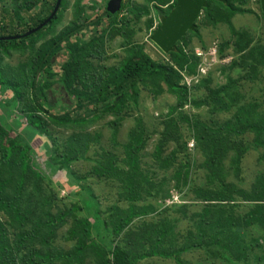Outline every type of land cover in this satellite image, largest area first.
I'll return each instance as SVG.
<instances>
[{
	"label": "trees",
	"instance_id": "obj_1",
	"mask_svg": "<svg viewBox=\"0 0 264 264\" xmlns=\"http://www.w3.org/2000/svg\"><path fill=\"white\" fill-rule=\"evenodd\" d=\"M179 1L181 0H143L142 6L155 3L158 6L154 7L155 10L165 13L175 8ZM216 1L218 8L210 5L209 1L204 2L205 5L202 4L203 8L205 7L203 25H225L232 37H238L239 34L235 32L231 21L236 15L245 13L236 7L237 4L247 5L249 0ZM55 2L56 0L51 4L46 3L43 6L45 10L27 16V24L24 22L21 24L23 20L20 13L29 15L42 3L41 0H23L20 13L13 15L19 24L18 30L14 28L12 21L0 23V39L18 38L0 40V87L12 93V105L21 101L22 107L18 110L26 119L25 131L12 139L9 136L10 131L0 122V264H73L72 262L82 264L88 259L89 254H94L96 264H136L135 258L122 250L118 244L113 247L112 242L108 244L101 242L100 247L94 245L90 240L91 224L88 218L95 219V230L106 233V238L109 236L117 238L128 228L133 219L145 218L153 211L156 213L154 209L149 210L150 207L141 208L137 204L141 188L150 184L143 178L137 166L138 155L144 145L143 139L139 135L134 137L133 133H130V140L123 148L125 161L120 162L123 167H119L117 163L106 170L102 166L103 171L92 169L94 176L113 175L122 184L125 201L128 204L127 209L123 211L121 208L115 209V206H111L113 216H110V222H107L103 216L97 217L98 204L97 201L93 202L94 195L83 198L88 204L83 207L84 209L80 208L81 211L78 210L77 205L71 206L72 209L74 208L76 219L72 217L75 227L69 234L76 239L73 249L65 253L62 249L53 247L50 249L48 240L55 231H58L60 221H63L66 214H62L60 209L57 216L53 213L56 209V195L48 189L49 186L42 184L44 179L32 161L29 143L23 135L38 133L49 136L51 142L55 144L56 140L51 138L54 130H48L49 128L74 130V134L68 137L61 147L62 151H57L56 157H53L55 165L58 164L64 171H68L71 164L87 160V145L98 141L97 135L88 132L87 123L107 114L118 117L126 105L134 106L142 91L149 92L154 97L166 93L175 98V105L164 116L162 122L164 129H171L176 134L180 129V119L183 120L195 140L197 149L201 147L203 164L210 163L211 171H206L207 176H216L219 180L215 184L216 190L194 191L195 198L203 204L198 215L188 216L184 208L183 212L178 210L182 219L188 220L195 226L194 231L199 230V232L197 236L189 237L187 245L177 247L176 253L189 251L192 244L198 241V246L202 248L206 245L215 246L213 251H208V254L212 252L210 255L212 260L222 259L226 264H246L248 256H253L257 262L264 260V257H258L256 254V251L261 250L259 244H264V171L257 173L247 189L243 187L244 179L240 178L241 171L238 168L234 171H223V157L227 152V145L232 148L237 147V143L228 139L229 136L241 138L252 135L253 144L262 150L264 162V116L255 113L254 104L248 105L247 108L244 104L236 107L228 122L215 124V127L201 123L195 117L182 116L185 106L209 109L214 103L225 104L224 99H230L235 103L230 91H235L240 80H250L253 76L246 72V75L237 81L227 77L224 86L212 89L210 73L189 89L185 86L183 77L194 76L197 67L193 52L187 51L186 48L191 38L198 37L199 27L195 22L199 14L191 24L185 25L184 29L183 25L177 28L184 35L178 41L173 37V43L168 47H164V37L168 32L161 38L157 37V33L150 34V42L158 45L167 55L166 63L152 61L142 47L131 43L132 36H135L131 25L149 14L147 8L138 10L132 3L126 5L124 3L122 11L114 16L106 13L104 9L100 17L91 20L87 17L81 18L84 12L79 8L81 0H77L76 11L69 25L45 40L44 33L60 21L58 15L65 9V0H61L60 9L53 20L38 32L24 37L26 33L46 21L52 13ZM258 4L264 23L263 3L259 0ZM89 9L93 13L99 10L95 6H90ZM124 12L129 16H123ZM162 16L158 18L161 19ZM165 20L166 18L161 19V24ZM152 25L151 19L146 20L147 31L154 29ZM90 28L95 30L90 39L87 41L78 39ZM241 35L244 39L243 43L233 51L241 56V64L232 61L228 65L219 66L217 70L222 75L237 67H241L243 73L246 70L254 73L264 65V49L251 50L252 42L244 36L245 34ZM115 38L124 40L120 49L125 57L119 65L115 69L93 66L91 62H102L101 54L107 41ZM39 41L41 44L38 45ZM226 46L228 44H221L216 48L218 59L228 56L225 52ZM206 48L202 51H206L208 49ZM60 54L65 59L60 66V73H55L52 68ZM14 56L23 57L24 63L15 67L3 66L5 59H12ZM202 89L207 93L194 100L193 96ZM185 145L186 143L182 144V152L186 150ZM162 149L163 147H157L154 151L153 159L156 162L162 155ZM175 154V152L171 153L170 160L175 158ZM241 155L240 153L236 155L235 166L239 165ZM96 157H100L101 160L105 154L101 150ZM168 159L165 158L164 163L169 166L171 163ZM93 162L99 164L98 159ZM184 166L180 167L182 171L177 169L175 171L176 189L180 182L186 184L189 179L190 171ZM74 179L77 184L85 178L74 175ZM77 187L82 191L79 184ZM68 214L72 213L68 212ZM77 214L84 215L85 220H79ZM156 217L159 219L157 213ZM177 222L178 220L164 219L159 225L162 230L158 227L152 228L151 236L156 240L154 241L156 248L160 247L161 240L166 241L171 237ZM143 227L146 225L140 226L138 231L143 230ZM124 232L127 237L134 234L131 229ZM152 254L166 258L175 253L164 250Z\"/></svg>",
	"mask_w": 264,
	"mask_h": 264
},
{
	"label": "rangeland",
	"instance_id": "obj_2",
	"mask_svg": "<svg viewBox=\"0 0 264 264\" xmlns=\"http://www.w3.org/2000/svg\"><path fill=\"white\" fill-rule=\"evenodd\" d=\"M42 3L34 11L30 12L29 15H22L20 13V8L22 7L23 0H0V23L12 21L14 28L18 30L17 21L14 19V13H20L23 22L27 24V16H32L37 14L40 10H45L43 6L46 3L50 4L53 0H41ZM77 0H65V9L59 13L60 21L47 30L44 33L45 40L50 39L53 34H57L63 28L69 25L73 19V14H75L76 7L75 3ZM143 0H125V5L128 3L134 4L138 10L148 9L149 14L147 17H143L141 21L133 23L131 25L132 30L135 32V36L131 38V43L142 47L145 54L150 57L154 62H165L167 61V55L160 49L158 45L154 42H150L149 36L152 30L149 32L146 30L145 22L146 20H152L154 31L152 34L157 33V37H164V47H168L173 43V37L177 41L184 35L180 29L172 30L174 25V16L179 6H177L168 12L163 13L162 11L155 10V3L144 4L142 6ZM210 5L218 8L216 0H204ZM259 0H249L247 5L237 4V8L243 10L245 13L242 15H236L231 24L238 37H232L229 33L228 28L225 25L217 24L216 26H204L202 20L204 18L205 7L201 6L199 15L197 18L196 25H198V37H193L188 43L186 48L187 51L194 52L195 50L202 51L204 48L215 49L221 44H228L225 52L228 56L224 58L230 59L231 61H237L240 63V55L233 52L242 43V35L248 37V40L252 42L250 45L251 50L264 49V23L260 16L259 11ZM109 0H81L79 8H82L83 14L81 18L87 17L94 20L96 17H100ZM147 5V6H145ZM90 6H95L99 10L96 13L90 11ZM164 9V8H163ZM164 11V10H163ZM46 12V16H47ZM161 15L162 18H166L165 22L161 24V19L158 18ZM123 16L128 17L127 12L123 13ZM128 19V18H127ZM192 23V22H191ZM191 23H184L185 25ZM105 25V23H103ZM50 27V26H49ZM172 30V31H171ZM95 30L90 28L85 31L78 39L87 41L93 35ZM188 33V32H186ZM243 36V37H244ZM185 37V36H184ZM183 37V38H184ZM124 40L122 38H115L111 41H107L105 49L101 54V63L96 61L91 62L93 66L105 67L107 69L116 68L121 60L125 57L124 52L120 49ZM41 44V41L37 43ZM258 46V47H256ZM256 47V48H255ZM206 48V49H207ZM234 53V54H230ZM63 54V53H62ZM60 54L56 60V64L53 66V72L60 73V66L64 62V56ZM224 53V55H226ZM193 56V55H192ZM197 60V59H196ZM4 65H10L12 67L18 64L24 63L23 57L14 56L12 59H5ZM242 62V61H241ZM251 62V61H250ZM241 64V63H240ZM198 65V60H197ZM220 65H215L209 69L207 75L211 73L212 83L211 88L215 89L226 84L227 77L233 81L240 80L243 76L251 74L252 79L246 81H239L240 83L235 87V91H230V96L235 98V103L231 102L230 99H224L222 105L212 104L213 107L200 109H195L192 106H185L182 110V116L187 118L195 117V119L201 121V123H206L208 125L224 124L232 118V114L236 107L242 106L247 108L248 105H255V113L260 116H264V65L259 67L257 71L246 70L244 73L241 67L234 68L232 71H228L225 75L219 73L217 68ZM232 89V87H231ZM230 89V90H231ZM204 89L199 93L194 95V100L199 99L201 96L205 95ZM243 97V98H242ZM192 99V98H191ZM193 100V99H192ZM12 93L9 90H5L4 87H0V122L5 127L6 130L10 131V139L14 138L16 135H20L22 131H25L26 119L19 113L18 109H21L22 103L11 104ZM237 103V104H236ZM248 103V104H246ZM12 105V106H11ZM175 105V98L169 94H162L160 96L154 97L149 92L142 91L138 95L134 106L126 105L124 111L118 117L110 116L107 114L101 116L92 122L87 123L88 132L92 135L98 136V141L95 143L88 144V150L86 157L87 160H81L71 164L68 171H64L60 165L56 164L53 160L55 153L57 151H62V146L68 137L74 134V130L58 128L48 130L53 131L51 138L56 140L53 144L49 136H43L38 133H27L23 135L27 140L31 150L32 161L39 173L43 177L42 184L44 186H49L48 189L56 195V209L53 213L56 214L58 209L66 214L63 217V221H60L61 225L58 227V231H55L53 236L50 237L49 248L50 249H62L65 253L72 250L74 247V240L70 231H74V211L71 206L77 205L78 210L87 206L83 198L94 195L95 201L98 204L96 209L97 217L103 216L107 222H110L109 217L113 216V211L110 210L111 206H115V209L121 208L125 211L128 207L125 201V192L123 190L122 184L114 178L113 175L107 177V175L94 176L92 169L103 171L109 167H113L118 163L119 167H123L120 162L123 163V148L127 145L130 140V133H133L134 137L139 135L143 139L144 145L141 152L138 155V170L142 172L143 178H145L147 185H143L140 190V198L137 202L138 207L146 208L150 207L149 210L153 209L159 215L156 217V213L149 214L147 217H137L132 220L128 228L134 231V234L130 237L125 236L123 231L117 238L109 236L106 238V233L95 230L96 223L94 218H88V222L91 224V242L100 247V243L108 244L112 242V247L118 244L120 248L130 256L135 258L136 264H226L222 259L212 260L208 251L212 250L215 246L205 248L198 246V241L192 244L191 249L187 252H177V247L188 244V239L191 236H197L199 230L194 231V227L188 220L182 219L178 210L183 212L184 209L188 216L192 214L198 215L200 213V204L194 196L195 190H211L215 189L218 177L207 176L206 171L209 170L210 163H204V156L201 153V147L197 149L195 140L193 136L190 135L188 127L183 120L180 119L179 132L176 134L173 130L164 129L162 122H164V116L167 114L168 110ZM223 106V107H222ZM214 108V109H213ZM211 111V112H210ZM210 112V113H209ZM180 117V116H179ZM182 118V117H181ZM216 124V125H215ZM25 133V132H24ZM163 134V135H162ZM226 135V133H223ZM228 139L237 143L236 148H232L227 145V152L223 157V171H234L236 168L241 171L240 178L244 179V188H249L253 182L257 173H262L264 171V162L262 161V150L255 147L253 144V136L247 135L241 138L228 137ZM186 143L185 151L182 152V144ZM157 147H163L161 150L162 155H160L159 161L153 159L154 151ZM231 148V150H229ZM234 149V150H233ZM103 151L105 157H96L99 151ZM52 151V154H51ZM54 151V152H53ZM175 152V158L170 160V155ZM178 153V154H177ZM240 153V163L235 166L234 162L237 158L236 155ZM169 158L168 161L171 163L169 166L165 165L164 159ZM99 160V164L93 162V160ZM114 163V164H112ZM186 165V166H184ZM102 166L104 169H102ZM181 166L187 167V171H190L189 179L182 183L180 182L179 187L176 189V169L181 170ZM216 168V167H213ZM219 171V170H215ZM74 175L77 177L85 178L80 181L81 186L80 191L77 187ZM100 178V179H99ZM183 185L185 187H183ZM66 206H64V205ZM65 207V208H63ZM180 208V209H179ZM184 208V209H183ZM71 209V210H70ZM84 209V208H83ZM106 210V211H105ZM99 211V212H98ZM68 212L72 214L69 215ZM93 212V210H92ZM120 214V213H119ZM79 215V216H78ZM79 220H85L84 215L77 214ZM97 219V218H96ZM178 220L175 225V230L173 231L171 237L166 241H160V247L156 248L154 240L151 236L153 234V227H158L161 220ZM160 220V221H159ZM159 221V223H158ZM143 230H139L140 226ZM158 229H155V231ZM107 231V230H106ZM10 232V231H9ZM138 232V233H137ZM261 245V250L256 251L258 257H264V244ZM182 246V247H183ZM53 247V248H52ZM103 250V249H102ZM168 251L175 253L170 257H160L152 254L153 252ZM82 264H96L94 260V254H89ZM73 264H79L78 262H72ZM246 264H264V260L257 262L254 260L253 256H248Z\"/></svg>",
	"mask_w": 264,
	"mask_h": 264
},
{
	"label": "water",
	"instance_id": "obj_3",
	"mask_svg": "<svg viewBox=\"0 0 264 264\" xmlns=\"http://www.w3.org/2000/svg\"><path fill=\"white\" fill-rule=\"evenodd\" d=\"M261 1L264 7V0ZM203 2L204 0H181L174 16L175 21H174L173 29L180 28L184 23L193 22V20L199 14ZM60 6H61V0H56L52 13L49 15L46 21H44L42 25H40L38 28L26 33L24 37L36 33L39 30L43 29L45 26H47L57 15ZM120 9H121V0H110L105 7L106 13H108L111 16H114L117 13H119ZM13 39H18V38L10 37V38H3L0 40L8 41Z\"/></svg>",
	"mask_w": 264,
	"mask_h": 264
},
{
	"label": "built area",
	"instance_id": "obj_4",
	"mask_svg": "<svg viewBox=\"0 0 264 264\" xmlns=\"http://www.w3.org/2000/svg\"><path fill=\"white\" fill-rule=\"evenodd\" d=\"M194 55L198 60L195 75L183 77V83L188 89L195 85L200 79L206 77L211 67L217 64L224 66L230 62V59H218L215 49H207L206 51L195 50Z\"/></svg>",
	"mask_w": 264,
	"mask_h": 264
},
{
	"label": "flooded vegetation",
	"instance_id": "obj_5",
	"mask_svg": "<svg viewBox=\"0 0 264 264\" xmlns=\"http://www.w3.org/2000/svg\"><path fill=\"white\" fill-rule=\"evenodd\" d=\"M109 1H110V0H109ZM124 1H125V0H121V9H120V12L122 11V7L124 6V3H125ZM120 12H119V13H120Z\"/></svg>",
	"mask_w": 264,
	"mask_h": 264
},
{
	"label": "clouds",
	"instance_id": "obj_6",
	"mask_svg": "<svg viewBox=\"0 0 264 264\" xmlns=\"http://www.w3.org/2000/svg\"><path fill=\"white\" fill-rule=\"evenodd\" d=\"M215 50H217V49L215 48ZM193 55H194V52H193ZM194 57H195V55H194ZM229 58H230V62H229L228 64H230V63L232 62V61H231L232 58H231V57H229ZM195 59H197V58L195 57ZM223 59H227V58H223ZM221 60H222V59H221ZM228 64H227V65H228Z\"/></svg>",
	"mask_w": 264,
	"mask_h": 264
},
{
	"label": "crops",
	"instance_id": "obj_7",
	"mask_svg": "<svg viewBox=\"0 0 264 264\" xmlns=\"http://www.w3.org/2000/svg\"><path fill=\"white\" fill-rule=\"evenodd\" d=\"M154 31V29L152 30V32Z\"/></svg>",
	"mask_w": 264,
	"mask_h": 264
}]
</instances>
